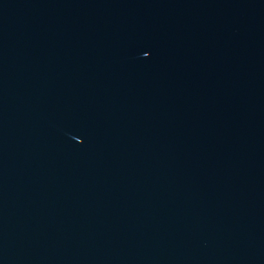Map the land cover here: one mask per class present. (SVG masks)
<instances>
[{"label":"water","instance_id":"95a60500","mask_svg":"<svg viewBox=\"0 0 264 264\" xmlns=\"http://www.w3.org/2000/svg\"><path fill=\"white\" fill-rule=\"evenodd\" d=\"M0 264H264V0H0Z\"/></svg>","mask_w":264,"mask_h":264}]
</instances>
